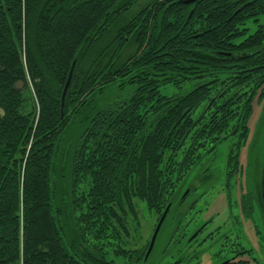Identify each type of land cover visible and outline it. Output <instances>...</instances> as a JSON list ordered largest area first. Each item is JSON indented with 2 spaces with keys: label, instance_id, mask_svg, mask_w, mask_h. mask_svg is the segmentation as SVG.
I'll return each mask as SVG.
<instances>
[{
  "label": "trees",
  "instance_id": "obj_1",
  "mask_svg": "<svg viewBox=\"0 0 264 264\" xmlns=\"http://www.w3.org/2000/svg\"><path fill=\"white\" fill-rule=\"evenodd\" d=\"M138 1L0 0V264H144L162 241L166 264L198 263L220 256L245 220L264 238L253 150L245 178L259 181L236 193L253 99L264 97V24L251 34L246 24L264 17V0H151L120 25ZM225 140L228 219L195 253L200 189L214 177L203 169L187 194L184 184ZM141 203L156 220L133 246Z\"/></svg>",
  "mask_w": 264,
  "mask_h": 264
},
{
  "label": "rangeland",
  "instance_id": "obj_2",
  "mask_svg": "<svg viewBox=\"0 0 264 264\" xmlns=\"http://www.w3.org/2000/svg\"><path fill=\"white\" fill-rule=\"evenodd\" d=\"M150 1L151 0H140L133 7L131 6L130 9L128 10V12L122 16V18H121L122 21H121L120 25L124 24L129 19L133 18V16H135L140 10H142L146 7H149L148 4ZM258 23H264V17H262L259 22L250 23V33L256 29V26L258 25ZM110 32H111V30H110ZM110 36H111V34L108 35L109 38H110ZM108 37L105 36V38L103 40L104 44L109 43L110 40L108 39ZM95 46H97V44L94 43L90 47L92 48ZM89 48H85L83 50L82 54L85 58H86V51H89ZM127 49L128 50L126 51L125 55L129 54L131 52V50H133L132 43H130L128 45ZM113 50H114V48L108 50L110 52H108L106 54V57L104 59L106 63H109V61L111 60ZM196 82L197 81L194 80L193 82H188V83L182 85V87H181L182 91H186L188 89H191L193 87V84ZM110 91H111L112 95L116 94L112 90H110ZM127 92H130V91L128 90ZM109 93H110L109 91H106L105 95L110 97ZM27 95H29V94H26V97H27ZM28 99H29L30 104L32 105L33 103H32V100L29 96H28ZM249 127H250L249 137L246 141V145L243 147L241 154H240L241 163L243 165H245L247 163L246 158H247V155H248L250 150H253L251 157L254 154L255 164H256V161L257 162L262 161V159L264 157V97L260 101H258V97L255 98L253 112H252V115H251L250 121H249ZM233 141L232 140L223 141L217 147V150L214 153L207 155L205 157V159L203 160V163L201 165L196 166L192 170L191 174L186 179V182L184 184V186H187L186 191L188 190L187 192L185 191V194H187L194 187H200L201 181L206 178V175H204L203 177H200V173L202 174L203 169L210 168L207 175H208V177H210V175L212 177H214V181H206V184H209V185L205 186L203 189H200V191L201 190H207V193L203 197V199L204 198L208 199L207 204H205V206L207 208L206 209L207 211L205 212L206 214L203 213L200 217V220H202V223H205L206 220L213 218L211 221V223H212L211 229L223 224L228 219V209H227V203H226L225 195H224V192L222 191L223 188H221L220 186H217V185H218V181L220 180L221 176L223 175V171L227 165L229 151H230V144ZM261 172L263 174V170H261ZM262 174L260 177V181L262 178ZM248 179L250 181L249 180H247V181L250 184L259 181L258 176L255 179H253V178H250V175H249ZM240 183L242 185L244 184V179H243L242 174H241L240 180H239V184ZM251 185H253V184H251ZM261 185H262V181H261ZM217 190H220V191L217 193ZM177 204H178V202H177ZM177 204H175V206H177ZM140 211H141L140 215H141V219H142L141 220L142 226H141L140 232L133 231V236H134L133 246H142L145 244V242L149 238L150 234L152 233L154 223L156 220L155 214L148 209V207L145 205V203H141ZM201 213L202 212H200V214ZM207 224L208 223H205V225H207ZM245 226H246L247 235L250 237L251 242L254 244V246L258 250L259 246H258L257 238H256L257 234L256 235L254 234V237H253V235L251 234V231H252L251 226L248 224V222L245 223ZM260 229H263L262 225H261ZM234 236H235V234L232 232V237H234ZM117 242H119V240L118 241L115 240V243L113 244L115 247L117 246ZM158 245H159V246H157L158 252L154 251V254L144 264H166L167 260H166L165 256H162V254L159 252L162 249V247L165 246V242L162 241ZM165 248H166V246H165ZM161 252L164 253L163 251H161ZM108 254H109V256H111L113 258H117V256L114 254L113 248H112V250L108 251ZM211 257H212L211 251L204 252L201 254L202 260L200 259V261L197 264H208ZM147 258L145 255V259H147ZM117 261L119 264H121V262H122L119 259H117ZM137 264H140V263H137Z\"/></svg>",
  "mask_w": 264,
  "mask_h": 264
},
{
  "label": "flooded vegetation",
  "instance_id": "obj_3",
  "mask_svg": "<svg viewBox=\"0 0 264 264\" xmlns=\"http://www.w3.org/2000/svg\"><path fill=\"white\" fill-rule=\"evenodd\" d=\"M252 22H257V21H254L253 19H251V20H249L247 22L246 27L249 28L248 34L254 33V31L256 30L255 29L253 32L250 33V23H252ZM256 28H257V26H256ZM257 97H258V101H260L262 99L260 94L256 95L254 97V99H253V107H254V100ZM249 121H250V119H249ZM248 137H249V135H248ZM243 147H242V149H243ZM242 149H241V151H242ZM241 151H240V154H241ZM246 162L247 163L245 165H243L241 163V159H240V164L243 167V170H242L241 174L243 175L244 184L243 185L241 183L239 184L240 177L237 178V180H236L237 181L236 193H237L238 197L240 196V194L242 192L246 191V189H247L246 185H247L248 181H247V178H245V173H246L245 172V168H246V166L248 164L247 158H246ZM261 164H262V170H264V157H263V159L261 161ZM261 174H262V172H261ZM222 178H223V175L221 176L220 180L218 181V185H217V186H220L221 188L224 187V185H223L224 183H223ZM262 178H263V174H262ZM219 191L220 190H217V193ZM222 191L224 192V195H225L224 188H223ZM262 193H263V186H262L261 197H262V202H263V206H264V200H263ZM206 209L200 215L205 213L207 211ZM227 209H228V207H227ZM260 212H261V210L258 211V213H260ZM211 219L206 220L205 223H208V221H210ZM201 222H202V220H201ZM246 222H248V224L251 226V230H252L251 234L253 235V237H254V234L255 235L257 234L255 223L253 221H251V220H245L244 224H243V227H242V230H236L234 232L235 236L230 238V243L232 245H229L228 247H226L225 251L223 250L222 253L219 252L218 254H220V256H217L216 258H214L213 255L211 254L212 257H211V259H210L208 264H264V262H263V254H262V251H261V248H260V243H259V241L263 240L264 238L263 239L259 238L258 237L259 234L256 236L257 243H258V246H259V249L257 250L256 247L254 246V244L251 242L250 237L247 235L246 226H245ZM205 223H203V224L201 223L202 225L197 227V229H195L191 233V235L189 236V241L191 242V244L189 246V251H195V253H196V250L202 249L204 247V245H201L199 247H198V245L204 243L207 240L206 235L208 234V232H210L211 230L216 228L215 227V228L211 229V224L212 223H209L207 225H205ZM259 225H260V227L262 225L263 229H260V230L264 234V223L261 221L259 223ZM205 226H208V227L204 231V227ZM263 234H261V235H263ZM198 236H200L198 241L196 243H194ZM228 241H229V239H227V243H229ZM256 251L258 253H256ZM205 252H208V251H205ZM191 264H197V263H196V261H193Z\"/></svg>",
  "mask_w": 264,
  "mask_h": 264
},
{
  "label": "water",
  "instance_id": "obj_4",
  "mask_svg": "<svg viewBox=\"0 0 264 264\" xmlns=\"http://www.w3.org/2000/svg\"><path fill=\"white\" fill-rule=\"evenodd\" d=\"M196 0H186L185 2L187 3H191V2H194ZM192 13V12H191ZM75 64H76V60L73 62V65H72V68H71V71H70V74H69V77H68V80L66 82V85L64 87V91H63V95H62V107H64L65 105V100H66V96H67V92H68V89H69V86H70V83H71V80H72V76H73V70H74V67H75ZM262 186H263V193H262V196H263V200H264V170H263V178H262ZM188 191V190H187ZM186 191V192H187ZM169 208L170 206H168L163 214V216L161 217L160 221L158 222V225L156 227V230L152 236V239H151V243L149 245V249L147 251V254H146V258L149 256V254L152 252V249L154 247V244H155V241H156V238L158 236V233L160 231V228L162 226V223L166 217V215L168 214V211H169Z\"/></svg>",
  "mask_w": 264,
  "mask_h": 264
}]
</instances>
